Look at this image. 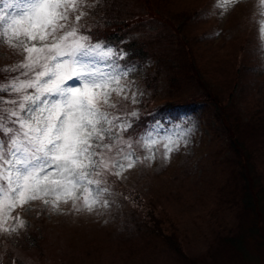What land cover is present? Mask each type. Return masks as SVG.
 I'll return each instance as SVG.
<instances>
[{"label": "rangeland", "instance_id": "374dc122", "mask_svg": "<svg viewBox=\"0 0 264 264\" xmlns=\"http://www.w3.org/2000/svg\"><path fill=\"white\" fill-rule=\"evenodd\" d=\"M72 2L80 5L79 12L83 13L80 25L90 32L97 21L95 15L100 0ZM120 2L143 20H148L151 12L163 15L164 19V15H171L175 21L183 11L189 14L197 12L193 19L194 27L189 29L198 39L194 42V50L199 72L208 82L222 86L225 91L226 79L234 77L237 69L242 67L239 75L245 78V87L239 85L234 101L244 117L248 111L254 112L264 106L261 103L264 102V49L261 48L264 39L260 37V25L264 23V0H148L149 7L144 5V0ZM151 29L158 30V26L147 24L144 32L149 33ZM94 40L92 38L93 43L98 42ZM198 42H202L199 49L196 48ZM174 54L179 61L182 59L177 52ZM124 59L118 61L122 68H135L121 81L129 85V99L124 101L129 112L141 113V107L146 108L148 101L150 105H160L168 89L165 74L147 79L146 75L154 76L151 62L129 64ZM22 60V55L15 54L13 49L0 43V66L14 67ZM228 84L231 86L232 79ZM187 85L188 90L192 89L193 84ZM228 89L226 92L232 90ZM132 92L137 94L136 103L130 99ZM182 93L185 94V90ZM113 97L121 99L115 93ZM255 103H260V106L257 108ZM179 117L180 120H189L191 127V132L179 144V150L165 155L160 144L153 145L151 150L141 147L137 153L140 161H144L145 157L152 158L143 163L137 161L135 167L123 171L119 177H106L110 181L118 179L120 185L115 193L107 185L110 207L100 209L99 214L74 211L71 199L65 204L63 197L53 209L51 203L56 199L54 196L47 198L50 202L47 205L39 199L22 207L17 202L6 215L0 204V259L5 252L10 264L13 261L19 264H180L174 252L158 238L129 237L130 242L125 239L120 242L118 234L122 230L123 216L119 213L122 197L118 190L125 189L128 195L133 193L140 197L138 201L142 210L153 209L155 214L162 216L165 219L163 227H169L170 223L174 225L177 238L189 255L199 259L210 258L209 264H246L242 256L229 247L220 246L216 252L208 254L214 236L218 232L226 235L233 233L239 220L238 208L231 200L238 195L241 181L238 175L221 174L224 165L217 158V163H214V152L223 147L225 136L213 117L203 114L199 106L182 107ZM262 150L264 152V146ZM261 176L264 177V172ZM19 224L30 230L38 228L41 235L37 246L23 251L10 242L3 230L9 226L15 229ZM249 247V259L255 261L252 264H264L260 249Z\"/></svg>", "mask_w": 264, "mask_h": 264}, {"label": "snow or ice", "instance_id": "6c2138e0", "mask_svg": "<svg viewBox=\"0 0 264 264\" xmlns=\"http://www.w3.org/2000/svg\"><path fill=\"white\" fill-rule=\"evenodd\" d=\"M0 5V43L23 56L0 70L10 74L8 83H0L3 214L17 202L22 207L39 199L47 205L49 196L56 197L53 209L63 197L65 204L71 199L74 211L99 214L110 207L106 177L135 167L141 147L160 144L165 155L178 151L191 132L190 121L167 127L146 121V131L133 141L140 117L124 102L129 85L121 81L135 71L118 63L126 52L93 43L80 25V5L72 0H0ZM130 99L136 103L137 94ZM3 231L9 238L19 234L11 226Z\"/></svg>", "mask_w": 264, "mask_h": 264}, {"label": "trees", "instance_id": "16d2710c", "mask_svg": "<svg viewBox=\"0 0 264 264\" xmlns=\"http://www.w3.org/2000/svg\"><path fill=\"white\" fill-rule=\"evenodd\" d=\"M120 1L122 0H100L96 8L97 21L94 28L87 33H91L92 38L98 42L103 41L117 51L126 52L124 61L129 64L137 62L143 65L151 62L154 76L146 75L147 79H156L162 74H165L168 79L165 100L160 105H150L148 101L146 106L144 105L146 108L141 107L139 127L136 129L137 135L130 139L134 141L146 131V121L149 125L154 120L169 125L172 122H178L180 120L179 110L185 106H199L203 114H210L226 140L223 147H219L214 152V163H217V158L219 163L224 165L221 174L238 175L241 186H237L239 187L238 195L231 200L232 204L238 208V224L231 234L218 232L211 241L208 254L211 255L220 249V246H225L241 255L246 264L255 263L254 260L249 259V246L260 249L264 256V177L261 176L264 172V152L262 150L264 146V106L258 108L260 103H255L254 106L258 109L254 112L248 111L244 117L234 101L233 98L239 85L245 87V78L239 75L242 67L237 69L234 77H230L233 85L230 86L228 84L230 79H226L225 91L222 86L217 87L208 82L199 72L194 50V42L198 39L192 31L193 19L197 12L189 14L183 11L176 21L171 15H164L166 16L164 19L163 15L151 12L148 20H143L135 15L129 6ZM144 5L150 6L148 0H144ZM166 21L167 26H165ZM147 24H156L158 30L151 29L149 33H145ZM200 44L198 42L196 48L199 49ZM174 52L180 55L182 58L180 61ZM6 68L11 67L0 66V70ZM8 75L10 74L0 72V83L7 82ZM145 82L147 84V80ZM188 83L193 84L190 90L187 89ZM227 89L228 92H226ZM183 90L185 94L182 93ZM261 103L264 104L263 101ZM125 136L128 139L127 134ZM256 148L258 151H254ZM224 153L227 155L225 156ZM109 177L114 178V176ZM108 183V189L115 193L120 185L118 179L108 180ZM234 189L236 190V187ZM118 193L122 197L119 201V213L123 216L122 230L118 234L120 242L124 239L130 242L127 239L129 237L158 238L166 245V248L174 252L180 264H209L210 258L199 259L186 253L180 239L177 238L178 233L174 225L170 223L169 227H163L165 219L162 216L155 214L153 209L142 210V204L138 201L140 197L133 193L128 195L125 189H119ZM15 229L19 230V234L9 239L19 249L27 251L38 245L41 235L38 228L30 230L20 225ZM3 253L4 257L0 259V264H10L6 260V253ZM13 264H19V262L13 261Z\"/></svg>", "mask_w": 264, "mask_h": 264}]
</instances>
